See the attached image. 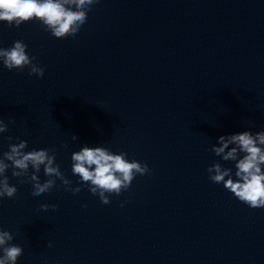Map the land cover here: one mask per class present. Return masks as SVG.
Instances as JSON below:
<instances>
[{"label": "water", "instance_id": "1", "mask_svg": "<svg viewBox=\"0 0 264 264\" xmlns=\"http://www.w3.org/2000/svg\"><path fill=\"white\" fill-rule=\"evenodd\" d=\"M17 39L43 73L0 63V154L9 137L54 149L72 186L83 143L149 171L102 203L59 178L33 194L6 169L16 191L0 198V227L21 245L15 264H264V206L207 172L219 135L264 128V0H99L74 35L0 21V47Z\"/></svg>", "mask_w": 264, "mask_h": 264}, {"label": "clouds", "instance_id": "2", "mask_svg": "<svg viewBox=\"0 0 264 264\" xmlns=\"http://www.w3.org/2000/svg\"><path fill=\"white\" fill-rule=\"evenodd\" d=\"M99 0H0V21L9 26H19L22 22L35 19L57 36L74 35L86 22L87 12ZM27 45L22 40L13 41L11 46L0 47V63L7 69L21 70L27 67L29 74L43 73V66L35 56L26 52ZM8 125L0 119V133ZM72 139H76L75 135ZM7 150L0 154V198L12 196L16 184L9 182L6 169L11 167L12 175L30 180L33 194L50 191L59 178L66 190L78 192L85 186L93 194H98L102 203H108L109 194H120L127 190L137 174L149 171L146 162L127 158L124 151H112L103 144L83 143L71 152V171L77 176L72 186L59 164L55 162V150L47 146L26 147L27 140L19 137L8 138ZM211 145L212 152L220 157L207 166L209 179L221 183L238 200L250 207L264 206V128L253 131L224 133ZM231 161L225 166L220 161ZM29 165L31 170H29ZM43 168L45 179L38 174ZM55 208L56 205L42 203L41 209ZM49 243H51L49 241ZM22 251L20 243L13 242V232L0 227V264H15ZM55 264H62L57 261Z\"/></svg>", "mask_w": 264, "mask_h": 264}]
</instances>
